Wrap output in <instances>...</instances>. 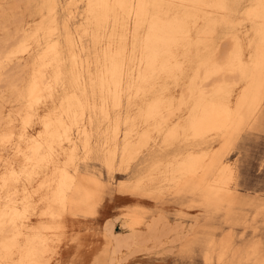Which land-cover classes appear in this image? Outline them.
<instances>
[{
    "label": "bare ground",
    "instance_id": "obj_1",
    "mask_svg": "<svg viewBox=\"0 0 264 264\" xmlns=\"http://www.w3.org/2000/svg\"><path fill=\"white\" fill-rule=\"evenodd\" d=\"M235 2L85 0L95 44L109 28L106 43L93 63L99 95L90 110L109 121L108 101L111 98L119 104L122 82H130V97L153 95L128 122L122 136L117 121L106 130L111 138L109 166L113 165L119 137V158L126 163L164 135L163 156L142 176L138 187L145 188L150 180L163 177L175 193L198 191L208 203L231 201L233 173L219 157L220 151L245 114L255 116L264 101V0H250L242 11ZM56 6V0H47L48 18L43 13L29 29L18 28L22 30L19 44L1 53L5 61L22 59L15 67L27 68L28 76H21L22 88L16 92V100L23 103L16 114L17 131L12 116L0 130V162H4L0 170V264H45L55 239L34 235L40 226L37 224L61 218L70 209L68 192L78 190V184L67 165H77V141L85 154L91 151V117L86 116L78 94V87L92 81L91 64L80 57L81 49L72 35L69 22L73 14L69 11L61 24L53 13ZM242 22L250 28L240 34ZM220 29H224L221 38L229 42L224 55H220L217 42ZM194 32L196 38L192 37ZM62 36L74 63L71 82L76 84L62 95L59 105H53L49 100L54 84L61 82L63 86L65 82ZM31 55L32 61L28 59ZM179 86H185V92L171 91ZM14 140L19 141L14 150L20 165L4 160L2 154ZM45 170L46 176L36 181ZM85 190L87 200H91L92 191ZM19 191L21 198L17 197ZM34 216L38 217L36 224H32ZM157 224L158 220H152L143 231L132 221L122 241L132 247L156 240L160 236ZM106 229L118 243V234L112 233L109 222Z\"/></svg>",
    "mask_w": 264,
    "mask_h": 264
},
{
    "label": "rangeland",
    "instance_id": "obj_2",
    "mask_svg": "<svg viewBox=\"0 0 264 264\" xmlns=\"http://www.w3.org/2000/svg\"><path fill=\"white\" fill-rule=\"evenodd\" d=\"M56 1L53 13L61 24L66 21L69 11L73 14L69 22L72 35L81 49L80 57L91 64L92 81L84 82V89L78 87V94L84 101L86 116L91 117L92 145L90 153L85 154L81 142L77 141V165H67L78 184V190L68 192L72 200L70 209L61 218L37 224L40 226L34 235L46 234L55 239L53 252L46 256L45 264H264V101L255 116L245 114L220 151L219 157L233 173L230 204L208 203L198 191L175 193L163 177L150 180L149 185L140 188L142 176L148 174L163 156L160 152L164 135H159L137 159L126 163L119 158L122 147L119 137L113 165L109 166L107 153L111 138L106 130L117 121L119 136H122L129 128L128 122L141 112L153 95L130 97V82H122L119 104L113 103L111 98L108 101L110 120L93 113L90 106L98 103L99 95L93 63L106 43L109 28L101 32L99 43L95 44L94 26L87 20L85 0ZM233 1L240 11L250 2ZM165 3L172 4L170 1ZM46 6L47 0H0V130L12 116L17 131L19 117L16 114L23 103L16 100V92L22 88L21 76H28L27 68L22 71L15 67L17 62H23L22 59L5 61L1 53L19 44L21 28L29 29L43 13L48 18L51 12L47 13ZM242 25L238 29L240 34L250 28L247 22ZM223 32L224 29L217 32L220 55L229 48L227 39L221 38ZM197 35L194 32L192 37ZM61 39L65 82L63 86H60L61 82L54 84L55 92L49 100L53 105H59L62 95L76 84L70 77L74 63L64 36ZM28 59L32 61L33 55ZM129 65L128 73L132 71V64ZM85 77L87 81L89 75L86 72ZM183 89L186 87L179 86L171 91L178 94L185 92ZM18 144L19 141L14 140L11 147L3 148L4 160L10 159L20 165L14 150ZM3 163L2 160L0 170ZM46 174L47 170L35 180L40 181ZM208 178L212 180L213 177L208 175ZM86 188L93 193L91 200H87ZM21 196L19 191L17 197ZM152 220H158L160 236L126 247L122 241L130 232L126 226L133 221L145 231ZM37 222L38 217L34 216L32 224ZM108 222L112 225V233L118 234V243L106 229ZM113 249L117 253H113Z\"/></svg>",
    "mask_w": 264,
    "mask_h": 264
}]
</instances>
